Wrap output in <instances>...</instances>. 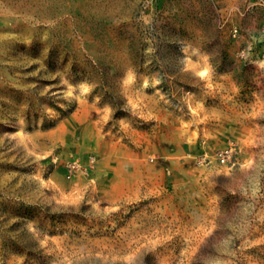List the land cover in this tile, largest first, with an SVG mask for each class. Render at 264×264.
<instances>
[{
    "label": "rangeland",
    "instance_id": "1",
    "mask_svg": "<svg viewBox=\"0 0 264 264\" xmlns=\"http://www.w3.org/2000/svg\"><path fill=\"white\" fill-rule=\"evenodd\" d=\"M0 264H264V0H0Z\"/></svg>",
    "mask_w": 264,
    "mask_h": 264
},
{
    "label": "built area",
    "instance_id": "2",
    "mask_svg": "<svg viewBox=\"0 0 264 264\" xmlns=\"http://www.w3.org/2000/svg\"><path fill=\"white\" fill-rule=\"evenodd\" d=\"M235 146L234 144H230L229 146H227L226 148H223L221 150H219L218 152V157L225 162L232 154L233 150H234Z\"/></svg>",
    "mask_w": 264,
    "mask_h": 264
}]
</instances>
